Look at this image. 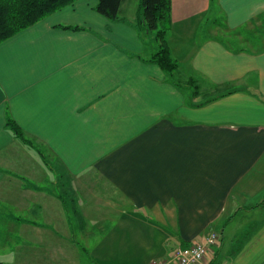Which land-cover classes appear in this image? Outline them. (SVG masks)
Listing matches in <instances>:
<instances>
[{
  "label": "crops",
  "instance_id": "crops-1",
  "mask_svg": "<svg viewBox=\"0 0 264 264\" xmlns=\"http://www.w3.org/2000/svg\"><path fill=\"white\" fill-rule=\"evenodd\" d=\"M97 4L0 43V264H154L212 232L209 264H264V38L237 32L264 0H172L171 78L138 8Z\"/></svg>",
  "mask_w": 264,
  "mask_h": 264
},
{
  "label": "trees",
  "instance_id": "trees-1",
  "mask_svg": "<svg viewBox=\"0 0 264 264\" xmlns=\"http://www.w3.org/2000/svg\"><path fill=\"white\" fill-rule=\"evenodd\" d=\"M76 1L0 0V43ZM126 1L128 0H98L96 9L111 20H125L123 5ZM138 3V23L147 33L154 32L159 43L151 60L159 64L170 76L168 78H171L179 66L178 61L171 55L166 38L172 23V0H139ZM64 28L82 27L65 25ZM193 80L192 78L191 81ZM230 92L220 93L216 97ZM7 125L24 143L30 144L23 130L11 117H8Z\"/></svg>",
  "mask_w": 264,
  "mask_h": 264
},
{
  "label": "rangeland",
  "instance_id": "rangeland-1",
  "mask_svg": "<svg viewBox=\"0 0 264 264\" xmlns=\"http://www.w3.org/2000/svg\"><path fill=\"white\" fill-rule=\"evenodd\" d=\"M138 1L139 0H128L127 4H126V13L128 12V16H133L135 11L138 8ZM130 18V17H129ZM137 22V21H135ZM257 28H254V26H248L245 27L243 26L241 29H239L237 32H240L241 35L243 36V39L240 41V46L243 47H248V48H253V46L255 45L254 43L257 41H261L264 38V25L262 26L261 22H259L257 24ZM169 31V30H168ZM226 32V30H223ZM231 31H229L230 33ZM169 32H167V36H168ZM233 37H235V32H231L230 33ZM167 38V37H166ZM236 41V39H234ZM146 41L148 44L152 45V46H156L158 48V41L156 40L155 34L154 32H150L147 34L146 36ZM178 69V68H177ZM176 69V71H177ZM175 71V72H176ZM180 79V78H179ZM181 80V79H180ZM182 85H187V84H191V89H193L195 94H201V96L203 97V99H206L208 97L211 96H215L216 94H219V92H223L221 90V87H213V86H204L203 88L199 87L196 82V80L194 79L193 81H187L185 79H182ZM195 89V90H194ZM201 97V98H202ZM87 255V254H86Z\"/></svg>",
  "mask_w": 264,
  "mask_h": 264
},
{
  "label": "built area",
  "instance_id": "built-area-1",
  "mask_svg": "<svg viewBox=\"0 0 264 264\" xmlns=\"http://www.w3.org/2000/svg\"><path fill=\"white\" fill-rule=\"evenodd\" d=\"M218 239V233L212 232L204 241L179 247L172 258L156 261L154 264H209L206 258L210 248L218 242Z\"/></svg>",
  "mask_w": 264,
  "mask_h": 264
}]
</instances>
